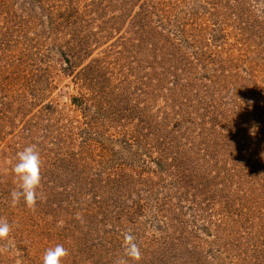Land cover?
<instances>
[{
  "label": "rangeland",
  "instance_id": "rangeland-1",
  "mask_svg": "<svg viewBox=\"0 0 264 264\" xmlns=\"http://www.w3.org/2000/svg\"><path fill=\"white\" fill-rule=\"evenodd\" d=\"M35 144L34 210L10 205ZM0 264H264V8L0 0ZM127 259V258H125Z\"/></svg>",
  "mask_w": 264,
  "mask_h": 264
},
{
  "label": "clouds",
  "instance_id": "clouds-1",
  "mask_svg": "<svg viewBox=\"0 0 264 264\" xmlns=\"http://www.w3.org/2000/svg\"><path fill=\"white\" fill-rule=\"evenodd\" d=\"M258 8H264V0H254ZM42 160L37 145L25 146L16 153V162L12 166V173L16 178L17 187L10 192V205L16 207L21 202L30 210H34L37 204L38 189L41 185ZM12 226L9 222L0 218V242H8ZM123 257L116 261V264H128V260L140 261L142 252L136 238L130 232L123 234ZM68 250L62 245L57 244L54 247L46 249L42 264H62V260L68 256Z\"/></svg>",
  "mask_w": 264,
  "mask_h": 264
}]
</instances>
